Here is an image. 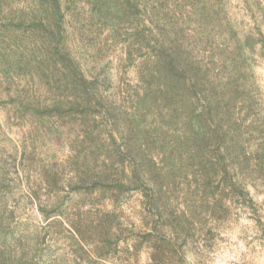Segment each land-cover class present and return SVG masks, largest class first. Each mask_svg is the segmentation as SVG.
Segmentation results:
<instances>
[{
    "label": "trees",
    "instance_id": "1",
    "mask_svg": "<svg viewBox=\"0 0 264 264\" xmlns=\"http://www.w3.org/2000/svg\"><path fill=\"white\" fill-rule=\"evenodd\" d=\"M79 1L0 0V105L12 104L0 133L52 144L30 197L54 187L64 149L70 190L92 185L116 203L140 192L155 257L173 234L216 224L245 201L246 179L263 168L254 69L264 60V0ZM89 37L92 66L79 44ZM104 49L132 66L130 78L114 84ZM2 148L0 264H37L45 234L13 228L21 191L11 175L27 151ZM98 219L107 237L119 223L114 211Z\"/></svg>",
    "mask_w": 264,
    "mask_h": 264
},
{
    "label": "rangeland",
    "instance_id": "2",
    "mask_svg": "<svg viewBox=\"0 0 264 264\" xmlns=\"http://www.w3.org/2000/svg\"><path fill=\"white\" fill-rule=\"evenodd\" d=\"M81 2H77L79 7ZM83 43H79L83 46L80 51L86 54L85 58L92 66L94 41L89 37ZM114 51L104 49L101 61L106 63L104 70L116 84L130 78L133 68L128 64L120 66ZM254 72L264 108V60ZM11 105H0L1 122L12 112ZM6 132L0 133L2 149L27 151L17 172L19 176L17 173L11 175V182H16L21 191L16 200L20 215L14 219L13 228L14 233L30 234L37 230L45 234L37 264H264V163L262 169L246 179L248 195L245 201L229 206L228 212L216 224L196 225L179 235L173 234L177 237L172 241L173 245L164 247L154 257L151 240L155 234L149 235L150 228L146 225L151 214L143 206L140 192L133 191L116 203L97 198L92 185L70 190L67 182L73 174V163L71 165L69 155L73 152L64 149L56 152L59 170L54 187L38 190V199L30 197V188L38 187L41 182V167L50 158L52 144L45 137L22 141L19 137L23 135L22 131L18 137L9 130ZM29 148H32L30 154ZM110 211L116 213L119 223L111 228L109 237L97 234L98 216Z\"/></svg>",
    "mask_w": 264,
    "mask_h": 264
}]
</instances>
